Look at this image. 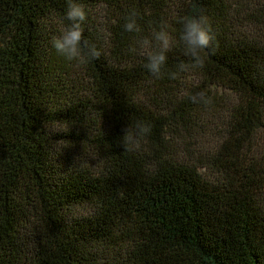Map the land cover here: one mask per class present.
Here are the masks:
<instances>
[{
	"label": "trees",
	"instance_id": "trees-1",
	"mask_svg": "<svg viewBox=\"0 0 264 264\" xmlns=\"http://www.w3.org/2000/svg\"><path fill=\"white\" fill-rule=\"evenodd\" d=\"M67 2L0 0V264H264V0H79L100 52L83 64L51 44ZM201 13L204 66L171 79ZM161 22L155 79L138 42Z\"/></svg>",
	"mask_w": 264,
	"mask_h": 264
},
{
	"label": "clouds",
	"instance_id": "clouds-1",
	"mask_svg": "<svg viewBox=\"0 0 264 264\" xmlns=\"http://www.w3.org/2000/svg\"><path fill=\"white\" fill-rule=\"evenodd\" d=\"M87 10L79 0H68L64 13L65 24L58 35L51 39L52 47L63 56L68 62L75 61L83 64L87 59H97L100 52L92 45H89L83 33L84 24L87 20ZM181 24L179 42L182 44L184 54L191 58L190 64L181 63L178 72H169V78L176 79L181 72H186L189 68L204 66L201 53L210 48L214 40L211 22L207 15L201 13L198 16L185 15L178 21ZM124 30L127 32L141 31L137 23V13L131 11L125 17ZM176 43L175 38L168 31L167 22H161L159 30L153 29L151 38L144 37L138 44L139 48L146 55L147 63L144 67L155 79H160L164 75V68L167 61V53ZM136 51V49H132ZM193 103L209 105L211 98L205 92H198L191 97ZM125 135L122 138L123 147L126 151L139 149L141 140L151 132V125L144 121L132 122L123 130Z\"/></svg>",
	"mask_w": 264,
	"mask_h": 264
}]
</instances>
